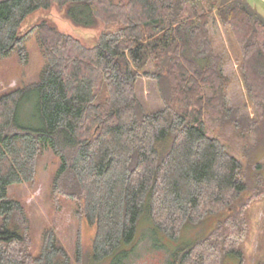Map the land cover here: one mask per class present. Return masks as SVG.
I'll list each match as a JSON object with an SVG mask.
<instances>
[{
  "label": "trees",
  "instance_id": "trees-1",
  "mask_svg": "<svg viewBox=\"0 0 264 264\" xmlns=\"http://www.w3.org/2000/svg\"><path fill=\"white\" fill-rule=\"evenodd\" d=\"M54 4L74 24L102 19L107 28L92 46L46 19L21 32L31 12ZM213 23L238 48L252 116L228 99L227 56L214 43ZM31 32L45 59L38 79L0 94V264H86L80 242L72 257L52 230L33 255L28 216L7 193L9 184L34 178L45 145L61 161L52 193L73 199L76 214L94 226L90 261L120 264L143 218L178 243L186 227L221 214L206 234L174 250L170 264L228 257L243 264L242 217L250 199L264 197V179L249 184L236 152L207 125L227 123L262 150L264 16L247 0H0V58L16 49L26 63ZM142 79L160 106L149 108L139 95ZM30 90L38 126L19 122Z\"/></svg>",
  "mask_w": 264,
  "mask_h": 264
},
{
  "label": "rangeland",
  "instance_id": "rangeland-1",
  "mask_svg": "<svg viewBox=\"0 0 264 264\" xmlns=\"http://www.w3.org/2000/svg\"><path fill=\"white\" fill-rule=\"evenodd\" d=\"M264 16V0H247ZM41 19L52 22L60 31L78 38L84 45L92 46L97 42L99 35L107 28L102 19L91 26L74 24L66 14V11L57 5L49 9L38 8L31 12L21 25V32L29 30ZM211 35L218 50L227 56L225 72L230 77L228 88V99L231 104L239 105L253 115L246 90L238 69L236 44L229 45L226 34L219 24L213 23ZM24 46L28 52V61L23 63L14 49L8 56L0 58V94L14 86H30L38 79L45 59L41 53L34 32L28 35ZM139 95L145 100L149 108L161 105L157 92L151 89L149 82L142 79L139 86ZM19 122L25 125H39L36 114V92L30 90L22 101L19 111ZM211 136L221 138L233 151L236 152L242 162L244 172L252 176L249 184H253L254 178L261 176L264 179V141L261 140L262 150H256L252 145L255 140L244 141L238 130L233 126L209 119L207 125ZM260 138L264 139L263 129L259 130ZM245 147L247 153L243 156L242 149ZM258 160L253 161V157ZM60 158L52 151L49 145H45L41 156L37 161V171L30 181L12 183L7 186L10 197L18 199L29 219V241L33 255H38L42 249L43 233L52 230L66 251L75 256L77 242H80L83 260L86 264H95L90 261L91 246L94 236V226L89 225L84 219L76 214V202L65 196L52 193L51 185L53 175L58 169ZM259 163V166H257ZM256 181V179H255ZM256 187L254 186L253 192ZM242 216V215H241ZM221 214H209L199 223L189 225L184 229L180 242L173 243L170 237L164 234H154L151 231L148 218H143L136 230V243L130 251L117 261L120 264H170L173 251L191 240L208 232ZM242 221L247 223V236L242 239L243 264H257L264 258V197L256 196L248 201ZM155 235V236H154ZM181 243V244H180ZM225 264H238L235 257L226 258ZM84 264V262H83ZM100 264V263H98ZM107 264V263H102Z\"/></svg>",
  "mask_w": 264,
  "mask_h": 264
}]
</instances>
